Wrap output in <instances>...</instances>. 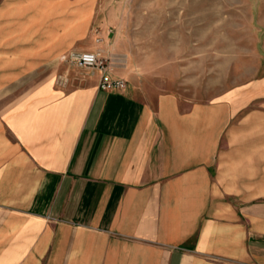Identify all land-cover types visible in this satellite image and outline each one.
<instances>
[{
  "label": "crops",
  "instance_id": "crops-1",
  "mask_svg": "<svg viewBox=\"0 0 264 264\" xmlns=\"http://www.w3.org/2000/svg\"><path fill=\"white\" fill-rule=\"evenodd\" d=\"M97 2L0 0V58L24 51L39 67L95 49ZM99 84L44 83L4 114L0 175L16 187L0 196V264H264V210L214 195L225 109Z\"/></svg>",
  "mask_w": 264,
  "mask_h": 264
},
{
  "label": "rangeland",
  "instance_id": "rangeland-1",
  "mask_svg": "<svg viewBox=\"0 0 264 264\" xmlns=\"http://www.w3.org/2000/svg\"><path fill=\"white\" fill-rule=\"evenodd\" d=\"M97 3L100 19L105 17L106 25L91 27L95 49H71L59 58L43 60L39 67L42 60L20 57L24 51L13 52L11 58L10 52H3V139H10L4 114L31 89L44 83L65 90L82 83H101V69L83 68L69 60L71 52L101 51L114 63L110 77L125 80L127 88L132 83L146 84L155 93L177 95L194 108L223 107L228 120L212 167L217 189L214 195L233 209L244 211L252 205L258 211L264 210V0ZM27 70L32 72L24 73ZM10 71L13 73H5ZM116 72H123V77H115ZM7 156L0 144V161ZM5 172L0 175L2 198H8L16 187L10 184L15 175Z\"/></svg>",
  "mask_w": 264,
  "mask_h": 264
},
{
  "label": "built area",
  "instance_id": "built-area-1",
  "mask_svg": "<svg viewBox=\"0 0 264 264\" xmlns=\"http://www.w3.org/2000/svg\"><path fill=\"white\" fill-rule=\"evenodd\" d=\"M98 41L102 42L103 40L99 38ZM69 60H72L83 68L101 69L104 73L100 83L101 90L123 92L127 89V82L125 80L110 77L109 74L113 69L114 63L110 62L103 52H71Z\"/></svg>",
  "mask_w": 264,
  "mask_h": 264
}]
</instances>
